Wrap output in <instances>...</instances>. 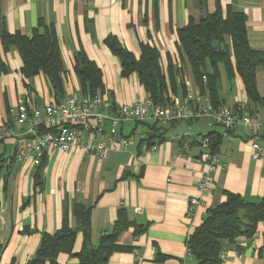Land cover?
I'll use <instances>...</instances> for the list:
<instances>
[{
	"label": "crops",
	"instance_id": "crops-1",
	"mask_svg": "<svg viewBox=\"0 0 264 264\" xmlns=\"http://www.w3.org/2000/svg\"><path fill=\"white\" fill-rule=\"evenodd\" d=\"M219 7L224 14L229 10L245 13L249 43L264 53V0H0V32L4 20L10 33L30 37L42 18L54 24L64 62V96L58 100L43 74L24 77L21 54L14 47L5 51L0 38V58L7 66L0 77V123L9 124L21 134L24 129L11 114L20 102L32 100L44 105L61 102L70 94L83 95L74 68L79 50L101 68L105 84L101 94L114 104L132 105L138 97L149 96L136 73L122 75L120 59L105 43L109 35L117 36L137 58L142 44L157 48L169 101L182 99L189 87L211 96L206 85L202 91L197 84L177 31L191 18L198 21ZM219 74L218 101L234 108L244 103L262 125L257 131L235 127L227 135L222 134L213 150L221 154L225 165L212 172L211 188L200 190L201 177L208 168L196 160L202 151L200 125H210L209 134L222 133L211 118L202 117L192 125L158 122L159 137L153 139L158 149L148 151L139 148L138 134L149 131V123L130 121L115 127L107 122L106 133L130 137L133 143L103 159L86 155L79 147L68 152L49 150L40 166L30 161L12 163L1 173L0 264H25L33 258L42 235L55 233L62 226L65 212L69 224L76 227L75 204L91 210L93 246L113 231L121 209L131 222L146 228L138 235L134 225L123 230L117 243L125 249L111 253L109 264H196L187 238L203 222L209 207L226 200L224 191L238 193L247 201L264 197V161L252 158L251 145L257 140L264 147V67L258 66L255 75L260 100L247 95L235 68L229 75L220 63ZM182 124H187L191 132L175 135ZM100 139L106 141L107 135ZM27 140L25 135L2 142V159L11 157ZM37 173L42 187L35 185ZM192 197L205 204L191 208ZM83 240V232L79 231L74 252L81 251ZM222 253L227 258L221 264H264V223H258L252 237L226 242ZM57 261L80 264L78 257L65 252L58 255Z\"/></svg>",
	"mask_w": 264,
	"mask_h": 264
},
{
	"label": "trees",
	"instance_id": "trees-1",
	"mask_svg": "<svg viewBox=\"0 0 264 264\" xmlns=\"http://www.w3.org/2000/svg\"><path fill=\"white\" fill-rule=\"evenodd\" d=\"M177 35L197 84L202 91L206 85L216 105L221 103L217 99L220 63L224 64L229 75L235 68L243 79L247 95L253 100H260L255 75L258 66L264 67V53L253 49L249 43L244 12L229 10L224 14L219 7L215 12L198 21L191 18L187 25L178 29ZM0 38L5 51L14 47L21 54L22 72L25 78L43 74L49 80L56 98L60 100L64 96L62 77L64 62L54 24L39 19L32 36L29 37L20 32L10 33L5 28L3 20ZM105 43L120 59L123 76L136 73L154 104L160 105L169 101L165 96L168 82L160 66V53L157 48L142 44L141 55L137 58L115 35H109ZM74 68L79 76L83 95L104 92L102 70L84 50H79L75 55ZM6 71L7 66L0 58V77ZM204 75L207 77L206 81ZM157 123L149 125L150 141L155 136L159 137L156 135ZM175 123L179 122L170 124ZM186 123L192 125L194 121ZM210 136L213 139V150L221 136L217 133ZM141 144L142 141L139 142L140 149ZM1 159L2 154H0V175L9 166L4 163L5 158ZM38 175L37 173L35 176V185L42 187ZM224 192L226 200L209 207L203 222L187 238L188 250L196 259V264H221V253L226 242L233 243L241 236L250 238L255 234L258 223H264V197L260 201H247L238 193L229 190ZM90 212V208L75 204L73 215L76 218V227L69 224L68 214L65 212L62 226L53 234L46 232L42 235L35 256L25 264H58L57 257L61 252L78 257L80 264H109L111 253L125 249L117 243L123 230L131 225L135 226L136 235L146 230L145 227L131 222L126 212L121 209L113 231L105 233L100 243L93 246ZM79 231L84 235L83 247L81 251L74 252L73 246ZM7 264H15V262L11 261Z\"/></svg>",
	"mask_w": 264,
	"mask_h": 264
},
{
	"label": "built area",
	"instance_id": "built-area-1",
	"mask_svg": "<svg viewBox=\"0 0 264 264\" xmlns=\"http://www.w3.org/2000/svg\"><path fill=\"white\" fill-rule=\"evenodd\" d=\"M204 81L207 77L203 76ZM18 125L23 127V133L16 134L4 122L0 123V153L2 142L7 139L27 136L28 140L19 144L11 157H6L4 163L30 161L39 166L49 150L68 152L73 147H79L86 155H95L101 159L109 154L125 149L133 143L130 137L106 133V123L120 126L125 122L144 121L149 124L161 122L196 121L202 117L211 118L223 128L220 136L227 135L235 127H244L250 131L261 128V122L253 118L246 110L244 103L237 107L225 103L215 104L211 96L188 88L180 100L168 101L163 105L154 104L149 96H140L134 104H114V102L101 93L95 95L70 94L61 102H49L44 105L32 100L22 101L11 109ZM107 135V140L100 139ZM211 134H203L199 143L202 151L196 160L208 168L200 180V190L211 188L213 182L212 172L223 167L221 154L212 150ZM142 141L141 150H156L158 144L150 141L148 131L138 134ZM140 141V142H141ZM252 158L264 161V147L257 140L252 141ZM205 204L199 198L192 197L190 206ZM225 254L221 259L225 260Z\"/></svg>",
	"mask_w": 264,
	"mask_h": 264
},
{
	"label": "water",
	"instance_id": "water-1",
	"mask_svg": "<svg viewBox=\"0 0 264 264\" xmlns=\"http://www.w3.org/2000/svg\"><path fill=\"white\" fill-rule=\"evenodd\" d=\"M188 132H191L190 127L187 124H182L176 131L175 135H183ZM200 132L203 134L210 133L211 132V126L208 124H202L200 125Z\"/></svg>",
	"mask_w": 264,
	"mask_h": 264
},
{
	"label": "rangeland",
	"instance_id": "rangeland-1",
	"mask_svg": "<svg viewBox=\"0 0 264 264\" xmlns=\"http://www.w3.org/2000/svg\"><path fill=\"white\" fill-rule=\"evenodd\" d=\"M159 123L162 124L161 122H159ZM164 125H165V124H164ZM217 127L220 128L221 131H223V128H222L221 126H219V125H218V126H215V128H217ZM200 138H201V137H200Z\"/></svg>",
	"mask_w": 264,
	"mask_h": 264
}]
</instances>
